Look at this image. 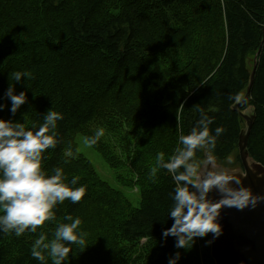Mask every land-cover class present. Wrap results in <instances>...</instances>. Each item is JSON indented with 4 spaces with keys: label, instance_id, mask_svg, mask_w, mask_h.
I'll list each match as a JSON object with an SVG mask.
<instances>
[{
    "label": "trees",
    "instance_id": "1",
    "mask_svg": "<svg viewBox=\"0 0 264 264\" xmlns=\"http://www.w3.org/2000/svg\"><path fill=\"white\" fill-rule=\"evenodd\" d=\"M253 70L239 109H255L247 149L264 166V0H0V119L35 130L49 110L60 113L57 144L43 154L42 169L60 167L66 182L78 177L77 186L86 187L80 202L57 205L55 220L37 233L0 232V264H38L34 240L40 232L51 240L67 215L97 235L90 264H169L177 252L178 264H215L210 234L187 250L163 236L174 223V183L166 171H150L158 153L174 154L199 109L214 120L213 130L224 129L216 161L237 153L244 120L233 106ZM17 71L27 77L15 83ZM12 83L16 94H27L15 114L5 96ZM103 117L113 135L126 130L120 145L101 147L118 185L138 189V207L85 158H66L69 141ZM197 155L205 159V151ZM236 160L233 167L240 155ZM129 164L125 178L119 169ZM81 261L76 255L65 264Z\"/></svg>",
    "mask_w": 264,
    "mask_h": 264
},
{
    "label": "clouds",
    "instance_id": "2",
    "mask_svg": "<svg viewBox=\"0 0 264 264\" xmlns=\"http://www.w3.org/2000/svg\"><path fill=\"white\" fill-rule=\"evenodd\" d=\"M27 77L17 71L11 73V81L20 82ZM11 102L10 112L15 114L27 101V94H16L15 84H10L5 93ZM5 105H0L3 110ZM200 119L189 134H181L174 154L166 159L163 152L158 153L151 168V176L164 170L170 174L174 188L170 194L172 201L168 217L174 220L171 228L163 232L165 238H176L177 249H191L196 238L215 237L222 234V225L218 222L221 209L234 207L243 210L255 207L264 197L256 196L249 188H234L232 182L239 185L241 179L227 168L217 167L212 155L217 139L224 129L210 127L214 120L203 109H199ZM63 116L51 109L43 116V124L35 130L26 129L20 122L0 119V232L14 233L21 237L26 231L37 233V229L46 221L55 220L54 209L57 205L69 201L80 202L86 194L85 186L78 185V177L66 182L64 170L56 167L51 172L43 170L41 162L46 150L57 144V122ZM104 135L98 129L88 142L96 144ZM207 149L203 162L194 159L197 150ZM228 163H232L228 157ZM217 189L222 198L213 201L209 193ZM67 222L60 223L49 240L40 232L31 247V257L38 264H65L73 251V245L85 244V233L79 231L81 220L71 215L64 217ZM211 243V242H209ZM177 252L169 264H178Z\"/></svg>",
    "mask_w": 264,
    "mask_h": 264
},
{
    "label": "water",
    "instance_id": "3",
    "mask_svg": "<svg viewBox=\"0 0 264 264\" xmlns=\"http://www.w3.org/2000/svg\"><path fill=\"white\" fill-rule=\"evenodd\" d=\"M254 73L255 70L251 74L246 94L239 95L233 106V109L238 111L246 122V128L242 129L239 136L241 166L227 169L241 179L239 185L232 182L234 188H249L254 195L264 197V166L252 159L247 149L255 120V109L253 107L244 111L239 109L249 97ZM248 109L253 111L251 116ZM204 151L206 155L207 149ZM216 164H218L217 167L222 166L217 161ZM209 198L219 201L222 194L217 189H213L209 193ZM218 222L222 225V234L217 238L210 233L211 256L215 264H264V199H261L255 207L249 206L243 210L224 207L221 209Z\"/></svg>",
    "mask_w": 264,
    "mask_h": 264
},
{
    "label": "rangeland",
    "instance_id": "4",
    "mask_svg": "<svg viewBox=\"0 0 264 264\" xmlns=\"http://www.w3.org/2000/svg\"><path fill=\"white\" fill-rule=\"evenodd\" d=\"M200 4V1H198ZM250 116L253 114L252 109L247 110ZM245 113V112H244ZM123 117V120L125 121V117ZM107 118L103 117L100 119L98 122L94 123L91 125L87 131L75 135V138L73 141H69L68 146H67V151H66V158L70 160L73 158H79L82 156L87 160V163L95 169V171L98 173L99 176H101L103 179L107 180L112 184L113 187H115L118 190H121L125 195V197L132 202L136 207L140 205V196L138 194V189L137 188H131V187H125V186H119L116 180V175L117 172L112 169L107 163V158L106 154L103 152V149L101 145H107V146H117L121 144V141L119 140V134H121L123 137L126 135V130L123 129L122 131L120 130L117 135H113V124L106 123ZM102 128L104 130V135L100 137L98 142L94 145L90 144L88 142V138L92 137L94 133ZM244 128H246V122L244 120ZM131 151V150H130ZM129 151V152H130ZM133 153V152H132ZM239 155V151L237 152ZM237 153H234L233 156H231L232 163H228V160L221 166V167H226L229 169H234L233 166L238 165V161L236 160L237 158ZM132 156V154H131ZM194 159L203 162V158H200L199 155L194 157ZM69 162V163H70ZM131 162V160H130ZM218 165V164H216ZM241 166V162L240 165ZM237 166V167H239ZM235 167V168H237ZM130 169V164L127 165L126 168L124 169H119L120 175L125 176V178H128L130 175L128 173V170ZM127 182V181H125ZM81 231V230H79ZM85 233V244L84 245H73V251L69 255V260H71L73 257L81 256V264H90L92 261V258L89 255V251L91 248H93V241L95 237H97L96 233L94 232H86V231H81ZM90 235V236H89Z\"/></svg>",
    "mask_w": 264,
    "mask_h": 264
}]
</instances>
